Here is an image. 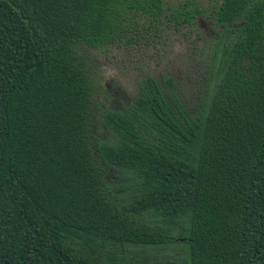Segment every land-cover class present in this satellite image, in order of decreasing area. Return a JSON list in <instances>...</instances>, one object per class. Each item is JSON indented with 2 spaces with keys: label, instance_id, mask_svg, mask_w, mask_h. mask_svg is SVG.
I'll return each mask as SVG.
<instances>
[{
  "label": "trees",
  "instance_id": "16d2710c",
  "mask_svg": "<svg viewBox=\"0 0 264 264\" xmlns=\"http://www.w3.org/2000/svg\"><path fill=\"white\" fill-rule=\"evenodd\" d=\"M199 17L195 106H100L87 48ZM169 263L264 264V0H0V264Z\"/></svg>",
  "mask_w": 264,
  "mask_h": 264
},
{
  "label": "rangeland",
  "instance_id": "374dc122",
  "mask_svg": "<svg viewBox=\"0 0 264 264\" xmlns=\"http://www.w3.org/2000/svg\"><path fill=\"white\" fill-rule=\"evenodd\" d=\"M181 1L164 0L165 7L170 8ZM196 1L205 7L211 3V0ZM213 28L208 19L199 17L190 28L177 30L163 25L157 32L148 29L144 36L148 44L129 46L122 39L119 45L87 48L85 53L94 77L97 102L102 107L121 109L136 95L140 81L149 74L162 85L167 77H172L179 95L189 106H195L204 94V84L211 71L205 46L209 39L203 38L214 35L209 32ZM97 129L103 137L107 136L104 127ZM165 261L172 260L168 257Z\"/></svg>",
  "mask_w": 264,
  "mask_h": 264
},
{
  "label": "flooded vegetation",
  "instance_id": "af4514ba",
  "mask_svg": "<svg viewBox=\"0 0 264 264\" xmlns=\"http://www.w3.org/2000/svg\"><path fill=\"white\" fill-rule=\"evenodd\" d=\"M205 28H206V30H208L207 27H205ZM209 32H210V33H213L212 31H209Z\"/></svg>",
  "mask_w": 264,
  "mask_h": 264
}]
</instances>
